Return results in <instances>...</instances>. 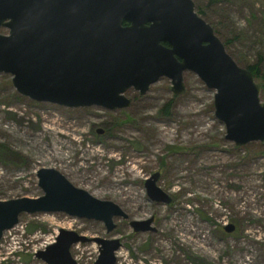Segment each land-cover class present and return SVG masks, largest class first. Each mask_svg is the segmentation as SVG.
<instances>
[{
	"label": "rangeland",
	"instance_id": "1",
	"mask_svg": "<svg viewBox=\"0 0 264 264\" xmlns=\"http://www.w3.org/2000/svg\"><path fill=\"white\" fill-rule=\"evenodd\" d=\"M194 2L236 61L260 62L264 80V0ZM184 81L180 94L166 76L145 94L131 87L130 105L109 109L35 101L0 73V199L43 195L37 172L55 168L130 216L115 218L108 233L103 221L63 212L22 214L0 238V264H46L35 253L61 228L119 238L116 264H264V144L226 139L216 90L193 71ZM156 172L171 203L148 195L145 181ZM152 216L155 231H134L132 220ZM72 254L95 264L99 245L80 242Z\"/></svg>",
	"mask_w": 264,
	"mask_h": 264
},
{
	"label": "water",
	"instance_id": "2",
	"mask_svg": "<svg viewBox=\"0 0 264 264\" xmlns=\"http://www.w3.org/2000/svg\"><path fill=\"white\" fill-rule=\"evenodd\" d=\"M187 70L216 90L215 115L226 125V139L238 146L264 144L262 86L227 51L194 0H0V73L11 74L18 93L35 101L125 108L129 88L145 94L164 76L175 93H183ZM37 176L43 195L0 199V238L25 213L103 221L108 233L115 218L130 217L118 203L95 197L55 168H40ZM159 176L146 179L148 195L171 203L157 185ZM153 222L152 216L130 224L145 232L156 230ZM224 228L233 232L235 225ZM80 242L99 245L95 264L117 263L119 238L66 228L35 256L46 264H78L72 247Z\"/></svg>",
	"mask_w": 264,
	"mask_h": 264
},
{
	"label": "trees",
	"instance_id": "3",
	"mask_svg": "<svg viewBox=\"0 0 264 264\" xmlns=\"http://www.w3.org/2000/svg\"><path fill=\"white\" fill-rule=\"evenodd\" d=\"M198 12L209 22V20L205 17L204 11L202 9H197ZM210 23V22H209ZM212 24V23H211ZM212 26L214 27V25L212 24ZM215 28V27H214ZM216 33L219 35L217 29L215 28ZM220 36V35H219ZM221 38V37H220ZM226 45V44H225ZM238 62V61H237ZM239 63V62H238ZM241 66L249 69L253 75L255 76L256 80H258V83L262 86V91L264 94V80L261 76V72H260V62H255V63H251V62H246V63H239ZM4 149H6L5 146L1 145L0 146V150L3 151Z\"/></svg>",
	"mask_w": 264,
	"mask_h": 264
},
{
	"label": "flooded vegetation",
	"instance_id": "4",
	"mask_svg": "<svg viewBox=\"0 0 264 264\" xmlns=\"http://www.w3.org/2000/svg\"><path fill=\"white\" fill-rule=\"evenodd\" d=\"M124 24H128L127 22H124ZM166 44V43H165ZM184 83H185V81H184ZM154 84V83H153ZM151 87V86H150ZM149 91V90H148ZM147 91V92H148ZM173 91V90H172ZM174 92V91H173ZM141 93V92H140ZM175 93V92H174ZM142 94V93H141ZM176 94H180V93H176ZM16 227V226H15Z\"/></svg>",
	"mask_w": 264,
	"mask_h": 264
}]
</instances>
